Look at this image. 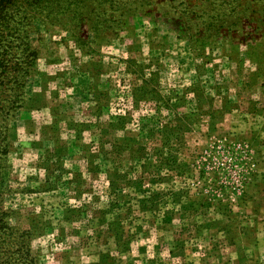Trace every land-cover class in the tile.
<instances>
[{
	"label": "rangeland",
	"instance_id": "rangeland-1",
	"mask_svg": "<svg viewBox=\"0 0 264 264\" xmlns=\"http://www.w3.org/2000/svg\"><path fill=\"white\" fill-rule=\"evenodd\" d=\"M118 1L8 56L0 264H264V0Z\"/></svg>",
	"mask_w": 264,
	"mask_h": 264
},
{
	"label": "trees",
	"instance_id": "trees-1",
	"mask_svg": "<svg viewBox=\"0 0 264 264\" xmlns=\"http://www.w3.org/2000/svg\"><path fill=\"white\" fill-rule=\"evenodd\" d=\"M90 1L92 0H0V76H2L8 67V62L11 61L8 56L13 57L12 55L17 52L20 55L25 54L30 49L27 33L30 19L33 17L32 11H40L43 9V16L54 19L56 22L65 19V21L72 23L75 29L78 28L82 17L88 14V28L91 31L97 32L102 29L99 23L106 20L108 13H100L91 8L84 11V8L87 7ZM97 1L99 4H106L108 9H115L114 3L120 2L118 0ZM142 1L146 0H129L128 5L130 6L122 4L123 6L120 8L119 14L135 12L138 8L133 5H138ZM37 5H39L40 9H34ZM45 9L50 10L46 11ZM18 68L19 72L17 73V77L22 78V75L20 76L19 74L22 68ZM3 92L0 89V93ZM1 110L0 108V113H2Z\"/></svg>",
	"mask_w": 264,
	"mask_h": 264
}]
</instances>
